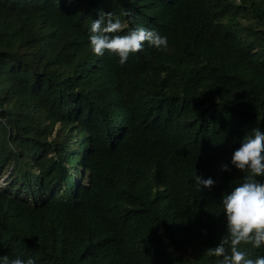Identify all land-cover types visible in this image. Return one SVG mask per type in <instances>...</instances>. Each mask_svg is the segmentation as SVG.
Segmentation results:
<instances>
[{"label":"trees","instance_id":"obj_1","mask_svg":"<svg viewBox=\"0 0 264 264\" xmlns=\"http://www.w3.org/2000/svg\"><path fill=\"white\" fill-rule=\"evenodd\" d=\"M101 13L168 47L96 55ZM256 128L264 0H0V256L218 264L222 197L246 175L231 158Z\"/></svg>","mask_w":264,"mask_h":264},{"label":"clouds","instance_id":"obj_2","mask_svg":"<svg viewBox=\"0 0 264 264\" xmlns=\"http://www.w3.org/2000/svg\"><path fill=\"white\" fill-rule=\"evenodd\" d=\"M125 16H132L126 12ZM90 47L92 51L103 56L110 52L119 57L124 65L129 56L141 52L145 43L157 49H166L168 39L157 30L144 27L129 28V22L113 13H101L92 21L90 29ZM231 164L241 173L244 181L230 194L222 197L223 212L226 214L227 235L219 246L208 249L206 255L221 258L218 264H264V256L251 258L242 245L254 249L264 247V183L257 178H264V132L259 128L246 136L241 146L231 158ZM223 171H230L227 164ZM196 184L201 188L211 189L215 185L212 178L196 176ZM0 264H36L33 258L0 256Z\"/></svg>","mask_w":264,"mask_h":264},{"label":"rangeland","instance_id":"obj_3","mask_svg":"<svg viewBox=\"0 0 264 264\" xmlns=\"http://www.w3.org/2000/svg\"><path fill=\"white\" fill-rule=\"evenodd\" d=\"M3 180H0V186L2 185Z\"/></svg>","mask_w":264,"mask_h":264}]
</instances>
